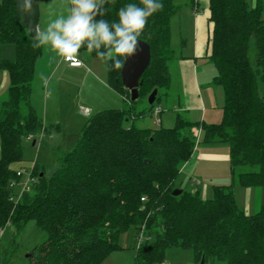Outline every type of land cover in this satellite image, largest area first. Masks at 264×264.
Segmentation results:
<instances>
[{"label": "trees", "instance_id": "16d2710c", "mask_svg": "<svg viewBox=\"0 0 264 264\" xmlns=\"http://www.w3.org/2000/svg\"><path fill=\"white\" fill-rule=\"evenodd\" d=\"M128 2L104 0V16L98 18L115 19ZM162 3L138 38L149 47L150 62L137 99L130 100L120 70L107 66V84L125 108L89 116L54 171L46 176L44 167L34 163L30 188L13 200L11 189L21 172L17 175L12 165L23 161L21 142L46 129L29 101L41 48L21 27L14 0H0V44L15 49V59L4 64L9 86L0 102V228L11 225L18 231L33 220L45 233L27 264H100L121 249L118 239L127 229L135 238L146 237L135 249L133 264L163 263L170 250L188 251L194 264H264V205L246 215L233 194L234 187H264V0H208L212 28L205 59L215 69L212 83L223 92L219 124L191 122L177 114L171 128L127 127L126 121L146 113H134L136 102L156 89L151 112L160 94L168 95L169 64L175 59L169 23L179 7L170 0ZM190 4L196 8V0ZM194 131L205 143L228 146L231 185L213 187L208 200L185 189L172 195L175 178L195 150ZM10 246L0 264H7Z\"/></svg>", "mask_w": 264, "mask_h": 264}, {"label": "rangeland", "instance_id": "374dc122", "mask_svg": "<svg viewBox=\"0 0 264 264\" xmlns=\"http://www.w3.org/2000/svg\"><path fill=\"white\" fill-rule=\"evenodd\" d=\"M172 4L179 7V11L170 20V46L174 51L175 59L169 64L170 86L168 95L162 96L148 112L147 99L139 100L133 106L134 113L146 112L139 118H132L124 123L125 126H134L138 129L156 130L160 128H171L174 125L175 117L180 114L183 118L191 122H203L204 124H219L222 119L223 92L219 85L213 84L212 79L216 75L214 67L206 60H197L196 67L192 70L196 73L199 87L197 91H192L190 85L184 86L181 79L182 71L187 66L181 65L182 58L188 59L192 48V15L190 13V0H170ZM198 14H203L206 9V3L198 0ZM46 7L56 8L66 14L70 7L69 0H40L39 13L43 17ZM42 25V19L40 21ZM40 25V24H39ZM251 61L255 58L253 44H250ZM191 70V71H192ZM44 70H41V73ZM57 76L58 73H57ZM56 77L53 76V80ZM41 78H36L33 86L40 88L38 94L36 90L32 94V103L38 108V116L41 118L43 126L46 127L44 133H41L33 139L22 140V162L12 165V170L21 172V179L18 184H14L11 189V197L16 199V195L21 194L23 184L26 183L28 189L31 169L34 163L43 166L46 176L50 175L56 165L59 155L64 151H69L77 142V132L86 122V118H81L79 106L91 105L94 113L98 107V101L94 99H103V94L98 92L96 84L91 79L92 89L79 95V88L82 80L75 82V86H70L65 90L56 91L54 95L48 93V103L46 91L42 89ZM36 82V84H35ZM88 85V83H86ZM50 91V90H49ZM185 94V96L183 95ZM121 97V96H120ZM179 100V102H178ZM47 105V109H53V120H56L54 126L44 123L42 109ZM108 109L120 110L125 108L122 97L109 103ZM49 111V110H48ZM101 111V110H100ZM58 120V121H57ZM56 126V127H55ZM58 126V128H57ZM197 138L195 150L189 160L182 165L181 171L175 178L173 184L177 189H185L194 193L199 191L201 199L208 200L212 198L213 187L231 185L229 173L228 146L225 143H205L202 140L201 133L194 131ZM184 167V168H183ZM192 170V171H191ZM244 171V169H239ZM195 190V191H194ZM233 194L237 206L243 210L246 215H253L264 205V187L243 188L234 187ZM46 238L45 233L36 225L33 220H28L20 230H15L11 225L0 228V255L8 246L10 251H5L7 264H27L26 256L30 254L33 247L41 244ZM146 237L142 235L139 239L135 238L130 229L123 232L118 245L121 249L111 252L100 264H133L134 252L137 247L145 244ZM167 264H194L188 251L170 250L165 259Z\"/></svg>", "mask_w": 264, "mask_h": 264}, {"label": "clouds", "instance_id": "9594fccd", "mask_svg": "<svg viewBox=\"0 0 264 264\" xmlns=\"http://www.w3.org/2000/svg\"><path fill=\"white\" fill-rule=\"evenodd\" d=\"M66 14L35 28L33 46L45 48L55 57L73 61L81 48L95 52L109 69L122 70L133 56L148 19L163 7L162 0H130L116 11L115 19L104 16V0H69ZM33 0H22V11L30 13Z\"/></svg>", "mask_w": 264, "mask_h": 264}, {"label": "crops", "instance_id": "0c3cea01", "mask_svg": "<svg viewBox=\"0 0 264 264\" xmlns=\"http://www.w3.org/2000/svg\"><path fill=\"white\" fill-rule=\"evenodd\" d=\"M202 1L207 5L206 9L203 10V14L197 13L199 6L198 0H196V8L194 9L191 8L190 10V13L192 15V24H193L192 48H191L192 50L188 59L182 58L184 60L181 61L182 66L184 64L187 66L186 70L184 69L182 71L181 79L183 80L185 87H186V83H188L191 88V90L188 91L187 95L192 93L193 90L197 91L199 87V84L197 83V79H196V73L194 70H192L193 67L194 68L196 67L197 60L205 59V57L208 54V38L211 33L212 25L208 20L209 18L208 0H201V2ZM39 2L40 0H38V8H39ZM62 14L64 13H62L56 8L46 7L43 17L41 16V13H39V21L37 28L43 30L50 19L55 18V16ZM261 17L264 20V9ZM41 19H42V25L40 23ZM169 29H170V23H169ZM77 58L82 63V66L70 67L62 59L55 57L47 49L41 48V54L34 64L32 92L29 100L31 107L35 111L37 116L39 109L35 108V103H32V94L34 93V91L36 90L37 94L38 91L39 93L41 91L40 88H38V86L37 87L33 86V82L36 81L37 77L41 78L40 82L41 85H43L42 89L45 90L47 94L46 96L47 103H48V99L50 98V96L48 97V93L49 94L51 93L53 96L57 90L58 91H60L61 89L65 90L70 86H75V82L77 83V80L78 81L82 80V85L79 88V95H81L84 88H85L84 92H88V90L92 89L91 79L96 84L95 88L98 89V92L100 94H103V99L93 98L91 100L92 102L98 101V104L96 106L98 108H96L97 109L96 111L101 112L103 110H108L107 107L109 106L107 105H109V103H115L116 100L121 98L120 95L115 91H113L107 84V64L104 61L100 60L98 57L91 56L82 50H79L77 54ZM14 59H15L14 47L10 44H0V102L5 98L9 86V76L6 68L4 67V64L10 63ZM41 70H44L43 71L44 73H41L40 72ZM57 73L59 76H57ZM53 76L56 77L54 80H53ZM86 83H88V85H86ZM183 95L185 96V94ZM86 105L87 106L81 105L78 108V112L81 118L83 119L84 118L87 119L89 116L93 115V111H94L91 105L88 104ZM39 108L42 109L41 112L44 123L49 124V126L51 127L54 126V124H56L57 122L56 120L52 119L54 116L53 109H47V105L44 106V104L43 107L41 105ZM80 129L81 128H79L78 132L76 133L77 138Z\"/></svg>", "mask_w": 264, "mask_h": 264}, {"label": "water", "instance_id": "95a60500", "mask_svg": "<svg viewBox=\"0 0 264 264\" xmlns=\"http://www.w3.org/2000/svg\"><path fill=\"white\" fill-rule=\"evenodd\" d=\"M14 8L16 15L19 18L21 27L26 31V35L29 38H33L34 30L37 28L39 21V8L38 0H33L31 5V11L25 14L22 11V0H14ZM150 62V51L147 44L142 41H137V48L132 57L127 58L125 65L120 70L121 83L130 94V100L135 101L138 97V87L141 83L140 78L143 72L146 70ZM156 89H154L147 97V103L151 105L154 102L156 96ZM179 189L172 191L173 196L180 194ZM29 255L26 256V258ZM200 264H203L201 261Z\"/></svg>", "mask_w": 264, "mask_h": 264}, {"label": "built area", "instance_id": "2783aa9c", "mask_svg": "<svg viewBox=\"0 0 264 264\" xmlns=\"http://www.w3.org/2000/svg\"><path fill=\"white\" fill-rule=\"evenodd\" d=\"M64 61V60H63ZM68 66H70V67H81L82 66V63L80 62V60L78 59V58H76L75 60H73V61H71V62H69V61H64ZM17 175H20V172L19 173H17ZM29 181L30 182H32L33 180L31 179V178H29ZM28 190V187H27V184L26 183H24L23 184V189H22V192L23 191H27ZM141 200H143V199H141ZM140 238V237H139ZM138 238V239H139ZM160 264H167V263H165V262H163V263H160Z\"/></svg>", "mask_w": 264, "mask_h": 264}]
</instances>
